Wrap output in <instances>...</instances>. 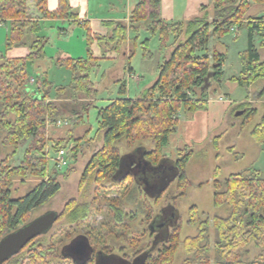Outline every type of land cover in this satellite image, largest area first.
<instances>
[{"label":"trees","instance_id":"1","mask_svg":"<svg viewBox=\"0 0 264 264\" xmlns=\"http://www.w3.org/2000/svg\"><path fill=\"white\" fill-rule=\"evenodd\" d=\"M34 1L44 17H77L66 0H59L54 10L47 8L46 0ZM250 2L263 3L264 0H212L210 5H202L197 15L181 23L168 24L161 17L160 0L137 1L130 13L129 25L147 21L149 33L158 34L161 46L166 45L171 34L177 33V36L159 65L156 81L150 87L143 90L137 98L120 96L98 108L97 125L89 142L94 143L99 139L101 143L88 159L82 173L83 178L90 174L98 185L106 179L114 185L117 182L124 184L127 179L132 180V173L125 175L118 172L123 157L115 143L120 140H123L128 148H136L142 141H151L153 147L143 150L144 159L152 166L162 162V150L169 144L170 135L178 125L179 111L193 113L207 108L206 93L201 91L200 97L192 98L189 91L196 87L201 89L204 84L214 81L219 85L223 78V53L214 51L211 57L207 54L196 55V50L207 46L211 35L221 37L235 26L238 30L245 28L248 44L240 55L242 69L239 75L230 77V80L238 86L248 87L264 78V58H261L254 44L255 35H264V14L259 17L248 16ZM4 20L9 21L5 50L25 45L29 51L25 56L13 59L5 58L4 53L0 55V129L6 132L4 145L14 148L12 154L21 143L28 140L30 142L19 165L12 166L8 163L10 155L0 160V239L29 222L31 212L59 191L60 182L55 175H50L47 171L46 125L65 117L74 120V124L78 125L83 116L95 108L98 92L91 80V72L100 59L106 58V53L120 49L126 41L128 30L125 23L105 21L104 24L110 28L109 34L95 36L98 43L103 45L100 57L93 56L89 47L92 39L88 35V48L84 57L53 59L57 66L70 71L67 84L56 85L47 79H43L39 84L37 78L36 82L30 85L25 83L28 77L26 64L45 57L46 39L36 35L40 26L38 21L28 15L26 0H0V22ZM260 45L264 48V40ZM210 73L211 76H208ZM118 93L125 94L124 83L120 85ZM248 105L249 102L243 101L235 108L242 109L245 114L243 117L247 120L256 113V109L249 108ZM251 134L258 144H264V112ZM81 139L74 137L70 131L66 138L54 141L55 150L68 145L75 157L80 151ZM177 154L178 185L180 188H186L190 182L184 170L192 150L184 145L177 148ZM215 171L212 181L213 204L217 207L226 205L228 213L225 216H213L211 224L214 237L210 241L207 231L209 221L199 220L198 208L195 205L190 207L189 222L197 224L198 232L182 241L187 257L181 264H211L212 248L214 264H264V169L246 168L230 174L223 180L218 179L217 170ZM19 176L37 177L40 181L24 196L12 198V180ZM134 184L138 186V181ZM67 209L65 207L59 212L55 223L66 214ZM73 212L77 213L76 210ZM80 212L76 217L84 218L85 211ZM133 216L132 212L122 214L116 207L117 219L111 229L105 231V236L113 233L116 238H121L124 228H127L124 220ZM55 223L46 233L30 240L4 263L53 264L49 259L50 255L55 250V244L62 242L60 232H52ZM177 232L178 228L174 227L165 239L166 244L156 255H151L150 252L146 254L144 264H173L180 244ZM47 234L50 237L46 243L43 239ZM100 235L93 238L90 232V236H86L91 247V241H101ZM250 244L260 249L253 258L247 256ZM64 247L65 245L61 248ZM61 255L69 259L63 250ZM84 264H95L94 256Z\"/></svg>","mask_w":264,"mask_h":264},{"label":"rangeland","instance_id":"2","mask_svg":"<svg viewBox=\"0 0 264 264\" xmlns=\"http://www.w3.org/2000/svg\"><path fill=\"white\" fill-rule=\"evenodd\" d=\"M263 14L264 2H250L247 11L248 16L259 17ZM53 30V34L50 35L52 42L47 44L46 47L48 56L52 55L56 58L60 56V51L63 49L73 48L76 50L79 47V38L82 33L80 34L77 26H71L67 33V36H69L68 41L62 39L58 41V30L57 28ZM176 34H173V39L176 38ZM135 36L137 38L133 41L132 37L130 42V50L133 54L130 59L122 54L125 51L124 47H126V44L123 43L116 58L102 59L94 67L91 72V80L98 92L97 97L119 96L118 86L122 83L125 84L127 81L130 83L127 94L131 97L141 95L142 91H136L138 86L133 82L134 80L128 78L125 81V78L122 79L127 74V67L131 65L140 73L143 63H149V61L153 63L156 60L158 51L163 52L165 47L161 46L160 40H158L159 37L156 34L148 36V34H145V30L141 29ZM144 37L149 38L145 44H143ZM3 38L4 36L1 33V54L8 52V50H5ZM171 40L169 37L166 43L171 44L169 49L174 41L171 43ZM263 40L264 35L254 36V44L258 48L261 58H264V48L260 45ZM247 44V30L245 28L238 30L235 26L221 37L211 35L207 46L196 50L198 56L207 54L211 57L214 51L223 53L224 75L219 85L214 81L203 90L199 87L193 88L192 91H189V95L192 98H197L200 97L201 91H203L206 93L208 100L216 102L223 99L225 107L224 115L220 117L221 119L218 122L213 121V119L208 120V130L204 139L194 142L192 146L188 147L192 150V154L184 170L190 182L186 188H180L178 185L176 159L179 157L177 154V148L179 147L170 150L163 148L162 155L164 158L162 162L165 163L167 168L155 180H152L148 175L149 186L143 184L142 181H138V186L134 184L137 181V176L134 175L132 180L127 179L123 182L124 184H118L117 182L114 185L113 182L106 179L101 181L99 186L98 183H95L92 175L89 174L83 178L82 174L93 150L101 143L99 139L94 143L89 142L94 133L93 128H90L91 122H84V118H82V122L75 125L74 120L65 117L54 123H47L45 128L47 171L50 175L57 177L60 182V189L45 204L31 212L30 220L50 210L60 212L63 208H68L66 214L55 223L52 230V232H60L62 239V242L55 244V250L50 255L49 259L53 264H72L70 259L62 257L61 251L64 248L61 247L63 245L68 246L72 240H75L76 243L79 236H90V232L93 238L101 234L100 242L91 241L92 247H94V251L103 250L112 253V264H120L122 257L128 260H132L133 257L135 259L137 257L141 258L145 251L150 252L151 255H156L158 250L166 244L165 239L174 227L178 228L177 233L180 244L176 250L173 264H181L183 259L187 257L182 241L187 236H194L198 232L197 224L189 222V209L193 205L198 208V219L209 221L207 231L210 241H212L214 237V228L211 224L213 216H225L228 213L226 205L217 207L213 204L214 189L212 181L215 170H217L218 179L223 180L230 174L245 168L264 169V144H258L251 134L264 112V78L257 80L248 87L238 86L229 79L231 76L239 75L242 69L240 55L247 48ZM10 50L8 56L24 55L28 52L26 46H16ZM167 53L168 50L165 49L161 58L164 59ZM26 69L28 77H26L25 83L30 85H33L37 78H39V84L43 79H47L56 85H65L70 80V71L65 67L57 66L51 58L45 57L43 60H37L33 63L28 62ZM142 76L139 87L144 84H153L154 81L152 80L155 76H151L150 73H143ZM157 77L158 73L156 79ZM32 79L35 82L32 83ZM245 100L249 101V108L256 109V113L248 120L243 117L245 115L243 112L236 115L238 109L235 110L237 104ZM192 114L181 110L178 116L179 119H184L185 117L190 118ZM65 128L66 130H64ZM70 131L73 132L74 137L82 138L79 143L80 151L74 157L68 145L62 147L65 151L66 164L59 166L56 161L57 151L55 150L54 141L66 138ZM5 133L4 129H0V160L6 155H10L8 163L17 166L22 162L24 151L30 141L21 143L16 152L12 154L13 146H5L3 143ZM115 145L124 158L132 151L133 154L138 156V154H143L142 150L144 148L153 147V143L148 140L137 144L136 148H128L123 140L116 142ZM137 147H141L142 150H136ZM12 181L11 196L12 198H18L35 187L40 179L19 176L14 177ZM116 207L122 211V214L128 212L134 214L132 218L128 219L126 217L124 220L127 223V228H124V234L121 238H116L113 233L106 234V236L104 234L106 230L111 229L114 220L117 219L115 217ZM73 210H76L77 213ZM79 210L85 211L86 216L84 218L76 217L81 213ZM155 219H157L158 224L163 223V225L156 226L153 235L148 230ZM49 237L50 235H45L43 241L47 243ZM155 237L159 241L152 248L150 246L153 245ZM87 242L90 245L89 241ZM67 250L71 251V246ZM259 251L258 247L250 244L248 245L247 256L253 258ZM210 256L211 264H214L213 248L210 251Z\"/></svg>","mask_w":264,"mask_h":264},{"label":"crops","instance_id":"3","mask_svg":"<svg viewBox=\"0 0 264 264\" xmlns=\"http://www.w3.org/2000/svg\"><path fill=\"white\" fill-rule=\"evenodd\" d=\"M138 0H66L72 11L77 14V17L74 19H67V18H47L44 17L43 14L37 9L34 0H26L27 5V12L31 19L38 21L40 30L37 32V36L45 37L46 39V46H45V57L51 58L53 60L54 56L47 55L46 47L47 44H51V36L53 34V29L57 28V40L60 39L68 41L69 36H67L68 31L70 30L71 26H77L79 28L81 37L79 38V47L76 50L73 48L63 49L60 51V56L57 57H84L87 53V36L90 35L92 41L90 44V50L94 57H100L102 54L103 45L98 43L95 36H107L110 32V28L104 24L105 21H113V22H122L128 26L127 30V38L125 41L126 47L124 53H122L125 57L131 58L132 52L130 50V42L133 37V41L137 38L136 33L140 32V30H145V34L148 36L152 35L148 31V22L147 21H139L136 22L134 25H129V16L134 8L135 4ZM212 0H160V13L162 19L168 23H181L185 19L193 17L199 13V9L202 5H210ZM59 0H46V6L49 10H54L58 6ZM9 21L4 20L0 22V34L4 36L3 40L6 42V38L8 36L9 28ZM83 30V32H82ZM50 31V32H49ZM134 35V36H133ZM158 36V34L156 33ZM146 36V35H145ZM33 37V36H32ZM159 37V36H158ZM172 39L170 42L172 43L173 34L170 35ZM148 37H144L143 44L148 41ZM159 40V38H158ZM1 45V44H0ZM171 44H166L164 50L167 49L168 52L169 46ZM25 46V45H24ZM28 48V46H26ZM163 47V46H162ZM121 49V47H120ZM117 52L106 53V58L114 59L118 56ZM163 50V52H164ZM11 50H8V52ZM29 51V50H28ZM5 53V58L13 59L23 57L24 55L18 56H8ZM163 52L160 50L157 53L156 60L151 63H143V66L140 70V73L137 72L133 66L129 65L127 67V74L122 79L125 78V81L129 78L134 80L133 82L138 86L136 91H143L146 88L150 87L151 85L144 84L140 85L142 74L150 73L151 76H155L152 81H156V74L159 71V65L162 62L161 58ZM0 50V55H1ZM76 53V54H74ZM85 53V54H84ZM167 55V54H166ZM44 57V58H45ZM164 57V56H163ZM44 58L40 59L43 60ZM104 58V59H106ZM102 60V59H100ZM232 77V76H231ZM121 79V78H119ZM230 79V78H229ZM153 82V83H154ZM130 83L127 81L125 82V94L116 96V97H109V98H102L97 97L95 101V108L88 111L87 114L83 116L84 122L90 121L91 127L94 129L97 125V118H98V108L104 107L111 99L118 98L120 96L128 97V98H137L131 97L128 93V87ZM120 86H118L119 89ZM141 88V89H140ZM142 93V92H141ZM139 97V96H138ZM208 100V98H207ZM211 101V102H210ZM249 102L248 100H245ZM224 103L225 101L217 100H208L207 108L204 110H197L193 112L192 116L185 117L184 119H179L178 125L175 131L170 135L169 144L164 147V149H174L176 147H181L186 145L187 147L192 146L194 142H199L204 139L206 131L208 130L209 119H213V121H219L220 117L224 115ZM87 118V120H85ZM214 124V122H213ZM70 126V125H67ZM66 130V128L64 129ZM147 148V147H146ZM149 149V148H148ZM167 155V154H166ZM246 169V168H245Z\"/></svg>","mask_w":264,"mask_h":264},{"label":"water","instance_id":"4","mask_svg":"<svg viewBox=\"0 0 264 264\" xmlns=\"http://www.w3.org/2000/svg\"><path fill=\"white\" fill-rule=\"evenodd\" d=\"M208 76H211V73ZM208 85V83L204 84L201 89L206 88ZM242 112L243 110H238L236 115H239ZM140 149L141 148H137L136 150ZM143 154H138V156H136L137 154H133L132 151L131 154L126 155L127 157H123L122 165H120V169L118 170V172L125 175L127 173H132L134 176H137V181H142L143 184L149 186L150 184L148 183L147 176L149 175L152 180H155L164 173L167 167L164 162H161L157 166H152L148 161L144 159ZM58 216V211H47L3 236L0 239V264H3L12 256L17 254L30 240H32L36 236L46 233L53 226ZM161 225H163V223L158 224L157 219H155L152 221L150 229L154 230L156 226ZM87 241V238L84 236H79V239L76 243L75 240H72L71 244L64 247V255L72 256L74 259V264H84L89 259L91 253V246ZM158 241V238L155 237L152 248ZM70 246L71 251H68L67 249L70 248ZM146 254L147 251H145V253L141 255V258L137 257V259H135V264H144L143 261ZM119 263L123 264L121 260ZM95 264H112V256H107L104 253L98 252L95 259Z\"/></svg>","mask_w":264,"mask_h":264},{"label":"flooded vegetation","instance_id":"5","mask_svg":"<svg viewBox=\"0 0 264 264\" xmlns=\"http://www.w3.org/2000/svg\"><path fill=\"white\" fill-rule=\"evenodd\" d=\"M158 214V213H157ZM149 233H152L153 235H154V230H152V229H150L149 228ZM153 238H154V236H153ZM98 252H101V253H103L102 251H99V250H97V251H94V249L91 247V253H90V257L89 258H91L92 256H94V258L96 259V256H97V253ZM147 254H149V253H147ZM105 255H107V256H111L112 255V253H105ZM69 257V259L71 260V262H73L74 263V259H73V257L72 256H68ZM122 262H123V264H135V257H133L132 258V260H128L127 258H124V257H122V259H120ZM142 261V260H141ZM144 262V261H143Z\"/></svg>","mask_w":264,"mask_h":264},{"label":"built area","instance_id":"6","mask_svg":"<svg viewBox=\"0 0 264 264\" xmlns=\"http://www.w3.org/2000/svg\"><path fill=\"white\" fill-rule=\"evenodd\" d=\"M33 81L34 79H32V83ZM56 161L59 166H64L66 164L65 151L63 148L57 150Z\"/></svg>","mask_w":264,"mask_h":264}]
</instances>
